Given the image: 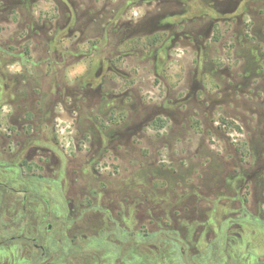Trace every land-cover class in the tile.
<instances>
[{
	"label": "flooded vegetation",
	"instance_id": "flooded-vegetation-1",
	"mask_svg": "<svg viewBox=\"0 0 264 264\" xmlns=\"http://www.w3.org/2000/svg\"><path fill=\"white\" fill-rule=\"evenodd\" d=\"M0 264H264V0H0Z\"/></svg>",
	"mask_w": 264,
	"mask_h": 264
},
{
	"label": "rangeland",
	"instance_id": "rangeland-1",
	"mask_svg": "<svg viewBox=\"0 0 264 264\" xmlns=\"http://www.w3.org/2000/svg\"><path fill=\"white\" fill-rule=\"evenodd\" d=\"M230 123L231 121L229 122V124H224V123L220 124V133L222 135H221V138L218 144H221V145L231 144L230 140H233V143H235L234 141L236 139H239L240 138L239 136L244 133L242 128L238 124L232 123L233 125H231ZM65 125L68 126L67 123H65ZM66 130L69 131V128H66ZM226 139H230V140L228 141ZM211 143L213 142L211 141Z\"/></svg>",
	"mask_w": 264,
	"mask_h": 264
},
{
	"label": "built area",
	"instance_id": "built-area-1",
	"mask_svg": "<svg viewBox=\"0 0 264 264\" xmlns=\"http://www.w3.org/2000/svg\"><path fill=\"white\" fill-rule=\"evenodd\" d=\"M66 128H68V126L65 125V122H61V121L57 122L56 129L58 131V134H59V137H60L62 143L65 145H69V141L67 138L69 131L66 130Z\"/></svg>",
	"mask_w": 264,
	"mask_h": 264
}]
</instances>
